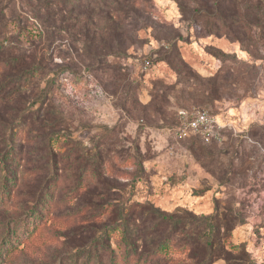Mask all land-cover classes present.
<instances>
[{
  "label": "rangeland",
  "instance_id": "374dc122",
  "mask_svg": "<svg viewBox=\"0 0 264 264\" xmlns=\"http://www.w3.org/2000/svg\"><path fill=\"white\" fill-rule=\"evenodd\" d=\"M104 3L109 8L115 0ZM222 3L229 26L217 35L202 19L186 20L175 0H153L146 28L135 31L128 26L132 19L126 21V56L108 60L96 59L103 46L86 45L73 34L61 33L50 43L40 23L14 21L25 11L19 0L4 4L15 57L28 64L37 53L46 57L50 71L33 77L25 64L5 100L0 86V158L9 150L7 142L24 141L26 151L18 168L21 181L9 199L0 200V264H73L71 253L101 236L102 223L110 226L108 242L118 264H125L120 231L111 236V198L130 196L178 215L194 231L199 229L194 219L215 215L227 250L241 259L232 264H264V0ZM166 44L170 50L162 47ZM174 47L199 79L179 76L164 59ZM151 51H157L155 65L143 70L140 59ZM4 66L0 62V83ZM55 71L49 101L33 105L34 92ZM183 108H206L235 128L212 144L177 137L172 128ZM135 146L141 151L142 179ZM119 155L126 159L119 162L125 170L124 193L111 192V158ZM100 165L107 183L96 175ZM46 181L56 207L28 218L26 210ZM155 224L151 218L143 223L142 248L161 235L150 231ZM162 225L161 232L171 227ZM104 257L103 263L110 264ZM150 261L197 262L174 251L162 262Z\"/></svg>",
  "mask_w": 264,
  "mask_h": 264
},
{
  "label": "trees",
  "instance_id": "16d2710c",
  "mask_svg": "<svg viewBox=\"0 0 264 264\" xmlns=\"http://www.w3.org/2000/svg\"><path fill=\"white\" fill-rule=\"evenodd\" d=\"M16 1L18 0H0V62L5 65L2 73L3 82L0 83L3 89L1 91L5 92V95L1 97L2 100H5L6 95L9 94L10 84H13L15 81L14 78L21 76L20 73L23 72V67L26 65L30 69L26 71L31 73L33 77H40L45 71H50L45 60L46 57L42 59V56L39 57V54L36 53L30 63H23L18 57H15L13 48L8 46V43L12 42L10 41L7 26H5L6 15L4 4L9 2L14 4ZM19 1L25 11L22 14L20 13V17L18 15L16 19L14 18V21H20L18 22L20 25L23 23H34L35 21L40 23L42 29L45 30V35H48L50 43H53L54 38L60 36L61 33L73 34L74 37L76 36L83 40L86 45L98 43L103 46V51L96 59L100 60L104 56L108 60L115 56H126V32L129 29L126 27V21L130 18L132 19L128 23V26L131 25L135 31L146 28L149 25V18L152 16V7L150 5L153 0H115V4L109 8L104 3L107 0H99V2L95 3H92L91 0H87V2H85L86 0ZM175 1L181 8L186 20L195 23L202 19L205 28L211 34H221L222 29L229 26L227 23L228 17H226L225 8L222 5L224 0H189V2L195 3L192 6L187 4L189 3L187 2L188 0ZM141 16L144 17L143 20L140 19ZM229 24L233 26L232 23ZM162 47L168 50L171 49L169 44L163 45ZM154 53L156 54L157 51H151L140 59L143 70L151 69L155 65V60L153 59ZM38 59L42 61L40 62ZM164 59L167 60L179 76L185 75V77L198 79L201 77L179 56L176 47L171 50V53L166 54ZM56 74L58 72L55 71L54 76L47 79L46 85L34 92L33 105L36 106L40 103L44 105L45 102L49 101L51 93L53 94L54 92L56 82L54 77ZM200 81L204 85L203 79H200ZM3 92L0 93L2 94ZM179 110L177 111L178 118L175 125L180 124L178 116ZM19 112L21 114L23 109ZM211 113L214 114L213 112ZM39 120L41 122L44 121L37 117L36 122L38 123ZM39 124L41 123L39 122ZM228 130L230 129H226V131ZM192 138L200 139L205 144L217 142H206L200 136H193L190 139ZM24 143L23 141L22 144L14 145L13 143L7 142L6 144L9 150L0 158V200L2 201L12 196L15 187L22 179L18 168L21 165L20 159L22 154L26 153ZM135 149L137 152V176L138 179H142V173L140 172L143 167V163L140 161L141 151L139 146H135ZM120 161L124 162L126 159L120 155L119 159L115 157L111 158V192H126L125 186L127 184H124L122 180V175L125 170H121L119 167ZM96 173L100 182L107 183L109 181L101 165L96 168ZM134 184H131L132 188ZM48 189L49 187L46 181L38 192L34 194L35 199L28 210H26V216L28 218L41 217L45 213H50L56 207V203L48 199L50 197L48 195ZM46 195L48 196L46 197ZM146 215H149L147 219H156V224L150 231L153 230L152 232L161 233V235H158V239L155 240L153 245H145V248H142L141 241L144 244L145 239L143 232L145 229L142 225L147 220L144 219ZM215 217V215L211 214L194 219L193 221L191 220L199 226L198 231H194V229H189L185 226L181 217L164 213L151 202L134 201L131 196L127 200L111 198V236L114 231H120V242L123 248L121 256L125 264L131 260L135 264H150V260L154 259L162 262L172 251L178 254H189L197 261L196 264H214L219 259H224L227 264H232V262L237 260L241 262L239 257L233 256L227 250L225 237L222 235L219 221H216ZM23 218H21V221ZM89 222L92 224V227L97 228V222L94 219ZM165 222L171 227L168 229L166 226L164 232H161L160 228H163L162 223ZM109 228L110 226L102 223L100 227L101 236L91 239L90 244L87 243L83 248L77 247V251L71 253L73 264H104L105 255L108 256L110 264H118L119 256L116 253V249L112 243L110 244L108 242ZM7 236L5 241L10 242L11 238H9V234Z\"/></svg>",
  "mask_w": 264,
  "mask_h": 264
},
{
  "label": "built area",
  "instance_id": "2783aa9c",
  "mask_svg": "<svg viewBox=\"0 0 264 264\" xmlns=\"http://www.w3.org/2000/svg\"><path fill=\"white\" fill-rule=\"evenodd\" d=\"M178 115L180 124L172 128V133L180 138L200 136L206 142H221L226 129L235 128L232 122L220 120L206 108L192 111L180 109Z\"/></svg>",
  "mask_w": 264,
  "mask_h": 264
}]
</instances>
